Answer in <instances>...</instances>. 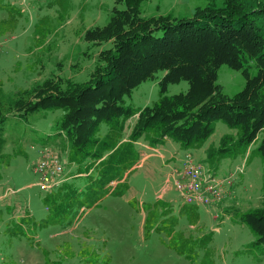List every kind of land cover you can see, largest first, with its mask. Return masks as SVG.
I'll return each instance as SVG.
<instances>
[{"label": "rangeland", "instance_id": "374dc122", "mask_svg": "<svg viewBox=\"0 0 264 264\" xmlns=\"http://www.w3.org/2000/svg\"><path fill=\"white\" fill-rule=\"evenodd\" d=\"M208 3L142 0L139 12L143 18H188ZM116 8L124 5L116 0H0L1 100L11 104L54 77L86 81L98 53L110 44L88 43L84 34L105 26ZM162 75L142 82L124 105L138 111L154 103ZM244 83L240 72L219 68L217 84L225 96L232 97ZM187 90L188 83L181 81L170 84L166 95ZM61 116V111L13 113L0 126V264H197L207 249L203 264H264L251 230L235 221L237 213L259 208L263 201L262 164L250 156L261 134L244 155L211 165L206 150L233 133L222 122L197 149H181L172 139L154 146L140 139L124 144L115 162L122 166L117 164L113 177H122L125 185L116 189L117 183L99 179L103 164L70 162L67 142L55 136ZM136 116L126 121L118 144L128 140ZM109 129L101 124L97 137ZM45 150L65 164L62 183L50 192L39 188L34 173ZM188 158L224 181L226 193L216 208L186 205L175 189L172 172L180 173ZM227 198H234L232 205ZM156 201L162 203L147 209ZM147 215L150 231L144 229Z\"/></svg>", "mask_w": 264, "mask_h": 264}, {"label": "trees", "instance_id": "16d2710c", "mask_svg": "<svg viewBox=\"0 0 264 264\" xmlns=\"http://www.w3.org/2000/svg\"><path fill=\"white\" fill-rule=\"evenodd\" d=\"M116 2L124 9L116 8L105 26L84 34L88 43L110 44L98 53L88 79L76 83L54 77L22 92L11 104L1 100L0 94V126L13 113L25 117L61 111L55 136L67 142L70 162L90 161L87 167L103 164L99 179L117 183V189L125 185V179L113 177L122 166L119 159L115 162L124 144L140 139L154 146L172 139L181 149H197L214 133L215 124L222 122L233 133L223 135L214 150H206V162L218 164L221 159L244 155L261 134L249 154L258 156L264 173V0H209L188 18H143L142 0ZM223 65L240 72L245 80L230 98L217 84ZM159 72L163 75L154 103L138 111L124 105L125 97ZM181 81L188 83V90L167 96V87ZM135 115L128 140L118 144L126 121ZM101 124L110 128L102 139L97 137ZM148 218L144 229L150 231ZM235 221L251 230L254 243L264 253V196L259 208L237 213ZM205 252L197 264H203L208 249Z\"/></svg>", "mask_w": 264, "mask_h": 264}, {"label": "built area", "instance_id": "2783aa9c", "mask_svg": "<svg viewBox=\"0 0 264 264\" xmlns=\"http://www.w3.org/2000/svg\"><path fill=\"white\" fill-rule=\"evenodd\" d=\"M64 170L65 164L57 154L45 150L34 164V173L38 176L37 185L43 191H52L62 183ZM204 171L202 164L197 165L188 158L180 173L175 174L176 170L172 172L175 176L174 187L180 192L184 204L216 208L226 193V186L223 180Z\"/></svg>", "mask_w": 264, "mask_h": 264}, {"label": "crops", "instance_id": "0c3cea01", "mask_svg": "<svg viewBox=\"0 0 264 264\" xmlns=\"http://www.w3.org/2000/svg\"><path fill=\"white\" fill-rule=\"evenodd\" d=\"M144 143H145V142H144ZM149 148H151V147H149ZM160 198L162 199L161 196L159 197V199H160ZM232 199H234V198H230V199L227 198V205H232L233 202H230V200H232ZM229 202H230V203H229ZM228 203H229V204H228Z\"/></svg>", "mask_w": 264, "mask_h": 264}]
</instances>
